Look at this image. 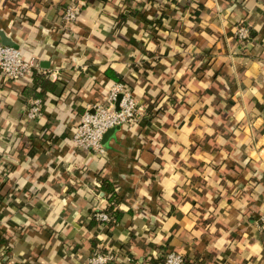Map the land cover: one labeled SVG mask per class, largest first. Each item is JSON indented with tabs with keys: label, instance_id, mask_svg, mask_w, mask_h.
<instances>
[{
	"label": "crops",
	"instance_id": "1",
	"mask_svg": "<svg viewBox=\"0 0 264 264\" xmlns=\"http://www.w3.org/2000/svg\"><path fill=\"white\" fill-rule=\"evenodd\" d=\"M69 1L0 0V45L65 83L29 121L34 76L0 77V264H264V0H74L71 27ZM111 70L160 112L88 154L73 131Z\"/></svg>",
	"mask_w": 264,
	"mask_h": 264
},
{
	"label": "built area",
	"instance_id": "2",
	"mask_svg": "<svg viewBox=\"0 0 264 264\" xmlns=\"http://www.w3.org/2000/svg\"><path fill=\"white\" fill-rule=\"evenodd\" d=\"M81 4L74 0L66 4L63 21L67 26H75L81 16ZM237 40L246 43L251 34L248 27L240 25L236 31ZM39 73L38 66L33 60L24 58L20 49L0 45V77L4 83L15 82L34 76ZM46 77L50 76L44 73ZM120 99L117 107L118 100ZM43 102L33 100L25 111L26 119L36 121L42 114ZM148 108L141 105L133 90L126 84L113 85L107 90L104 101L89 107L81 116L72 135V146L88 154L103 155L105 135L113 129L136 126L149 117ZM100 225H108L112 218L105 211L94 215ZM261 226L264 228V214L261 217ZM160 264H186L185 258L174 251L164 253ZM114 261L111 252H93L87 264H110Z\"/></svg>",
	"mask_w": 264,
	"mask_h": 264
},
{
	"label": "trees",
	"instance_id": "3",
	"mask_svg": "<svg viewBox=\"0 0 264 264\" xmlns=\"http://www.w3.org/2000/svg\"><path fill=\"white\" fill-rule=\"evenodd\" d=\"M106 77L107 79L111 80V82H114V84H117L123 81L122 78L114 70L107 72ZM34 84H35L34 92H36L38 99L42 100L43 104L47 100L45 96L47 95L48 92H53V94L59 95L63 92L64 90L63 87L65 86V83L61 81H58V82L56 81L55 83V82L50 81V79H48L47 77L38 75V74L34 75ZM148 111H149L150 116L151 114L155 115L160 112V110L156 108L154 105H149ZM107 191L110 193L111 199H110V206L107 209L106 213L110 215V217L112 218V222L118 221L121 217V213L118 210H116L117 209L116 208L117 201L115 198L116 196L112 190L107 189ZM166 252H169V251H166Z\"/></svg>",
	"mask_w": 264,
	"mask_h": 264
},
{
	"label": "water",
	"instance_id": "4",
	"mask_svg": "<svg viewBox=\"0 0 264 264\" xmlns=\"http://www.w3.org/2000/svg\"><path fill=\"white\" fill-rule=\"evenodd\" d=\"M120 99H121V98H119V100H118L117 107H118V105H119ZM118 129H119V128H116V129L110 130V131L105 135L104 140H103V144H104L105 141H106V142H107V141L109 142L110 138L114 135V133H115L116 130H118Z\"/></svg>",
	"mask_w": 264,
	"mask_h": 264
}]
</instances>
